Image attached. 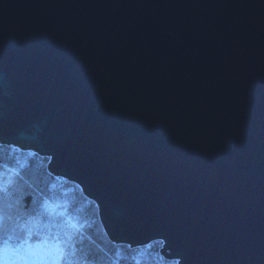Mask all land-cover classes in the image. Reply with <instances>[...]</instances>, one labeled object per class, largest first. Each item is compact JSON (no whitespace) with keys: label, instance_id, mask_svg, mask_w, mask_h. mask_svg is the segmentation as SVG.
I'll use <instances>...</instances> for the list:
<instances>
[{"label":"water","instance_id":"water-1","mask_svg":"<svg viewBox=\"0 0 264 264\" xmlns=\"http://www.w3.org/2000/svg\"><path fill=\"white\" fill-rule=\"evenodd\" d=\"M0 141L115 242L264 264V0H0Z\"/></svg>","mask_w":264,"mask_h":264},{"label":"trees","instance_id":"trees-1","mask_svg":"<svg viewBox=\"0 0 264 264\" xmlns=\"http://www.w3.org/2000/svg\"><path fill=\"white\" fill-rule=\"evenodd\" d=\"M0 160L8 168L6 179L12 177L11 169L23 166L2 202L5 236L22 240L25 234L18 225L43 213L33 228V238L71 236L69 243L75 247L69 251L75 252L73 259L87 261V264H115L116 261L119 264H134L135 261L140 264L178 263L161 253V240L142 246L113 241L103 226L96 202L77 183L53 175L48 156L40 155L34 148L26 149L23 144L10 145L0 141ZM45 200L55 208L54 213L44 212L42 204ZM69 219L75 229L68 227Z\"/></svg>","mask_w":264,"mask_h":264},{"label":"snow or ice","instance_id":"snow-or-ice-1","mask_svg":"<svg viewBox=\"0 0 264 264\" xmlns=\"http://www.w3.org/2000/svg\"><path fill=\"white\" fill-rule=\"evenodd\" d=\"M18 163V162H17ZM23 166L11 169L12 177L6 179L5 173L8 171L7 165L0 160V264H87V261L73 259L75 252L69 251L75 245L69 243L71 236L62 239L56 237H41L34 239L33 228L36 227L38 217L43 213H37L36 217H32L25 221L23 225H18L20 231L24 232V238L15 239L11 236L4 235V214L2 202L7 195L9 189L15 184V177L20 176ZM45 213L52 214L55 208L45 200L42 204ZM67 225L70 229H75V225L69 219ZM115 264H119L116 261ZM134 264H140L135 261Z\"/></svg>","mask_w":264,"mask_h":264},{"label":"rangeland","instance_id":"rangeland-1","mask_svg":"<svg viewBox=\"0 0 264 264\" xmlns=\"http://www.w3.org/2000/svg\"><path fill=\"white\" fill-rule=\"evenodd\" d=\"M50 158V157H49ZM99 209V208H98Z\"/></svg>","mask_w":264,"mask_h":264}]
</instances>
